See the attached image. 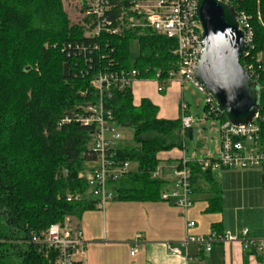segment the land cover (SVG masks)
<instances>
[{"label":"trees","instance_id":"trees-1","mask_svg":"<svg viewBox=\"0 0 264 264\" xmlns=\"http://www.w3.org/2000/svg\"><path fill=\"white\" fill-rule=\"evenodd\" d=\"M234 2L236 12L250 18L253 42L241 65L252 66V80L258 84V147L264 151V0ZM107 40L116 49L110 59L117 71L136 69L151 79L156 74L165 78L178 69L174 40L150 33L137 38L133 34L103 36L102 47ZM134 42L139 56L133 61L130 47ZM77 43H87L83 28L71 22L63 0H0V264H56L55 254L47 259L29 241L42 238L52 225L62 224L68 217L79 221L87 211L97 209L92 199L67 201L70 196L88 193V183L80 175L84 162L96 160L90 154L92 129L60 126L85 105L88 97L83 93H92L89 81L76 76L78 58L63 50ZM110 61L102 60L99 65L107 67ZM65 65H69L68 78L64 77ZM107 106L116 123L130 128L134 138L133 145L118 146V157L130 164V170L109 185L115 201H161L168 184L153 175L162 154L185 150L189 134L182 117L160 118V110L151 100L135 101L132 88L115 92ZM217 120L227 121L222 115ZM187 167L193 188L198 180L208 182L213 195L211 211H221V192L213 169L202 170L198 161L187 162ZM238 220L251 237H262V211H241Z\"/></svg>","mask_w":264,"mask_h":264},{"label":"built area","instance_id":"built-area-1","mask_svg":"<svg viewBox=\"0 0 264 264\" xmlns=\"http://www.w3.org/2000/svg\"><path fill=\"white\" fill-rule=\"evenodd\" d=\"M83 15L82 28L87 43L76 44L75 47L63 49L78 58L76 76L87 79L92 93H83L88 97L85 105L78 111L62 120L60 126L78 125L92 129V143L90 154L96 158L97 166L88 172L83 171L81 179L86 180L89 191L86 195L70 196L67 201H82L92 199L96 201L98 209H104L109 201L115 200V193L109 185L124 178L130 164L123 163L118 157V146L121 144L120 136L113 125L117 124L107 103L117 91H125L143 80H151L141 76L136 69L130 71H117L111 56L116 53L107 40L103 47L100 44L103 36L123 38L133 34L135 38L146 33L163 36L177 43L174 55L178 57L177 71L169 72L165 78L156 74L154 80L159 84V94H165L168 87L178 82L181 87L186 83L194 84L204 93L208 113L217 120L221 114L218 112L213 99L195 81L194 75L204 50L203 30L196 15L199 0H80ZM234 8V0H219ZM240 29L245 33L247 56L253 42V33L250 29L249 17L245 13H238ZM137 39H135L136 41ZM91 41H96L92 42ZM136 43V42H135ZM105 52L103 55L102 52ZM102 60H111L107 67L101 68ZM246 69V68H245ZM250 78L254 76L252 66L246 69ZM251 71L252 75L249 73ZM253 81V80H252ZM92 94V95H91ZM181 117L183 128L189 131L194 119L189 114V106L181 103ZM259 115L255 121L247 126H233L229 122L221 123V152L219 159L206 158L198 161L202 170L208 168H225L229 170H247L258 168L264 163V151L258 147L260 127ZM174 169L175 182L168 192L162 194L164 201L173 200L185 213L193 206L191 199L193 193L192 173L187 162ZM162 169H157L154 178H160ZM196 227L194 222H187L186 230ZM241 242L245 247H255L264 252V236L255 238L250 236L248 228H242L238 236L231 234H213L210 236L194 237L186 235L182 242L166 243L167 251L171 256H182L189 263L196 260L188 255L191 247H197L205 252H211L216 245ZM29 243L39 248V253L47 259L50 254L56 255V264H84L85 242L83 232L77 221L68 217L64 223L50 227L42 238H36ZM132 255L138 252L142 245L139 237L134 243Z\"/></svg>","mask_w":264,"mask_h":264},{"label":"crops","instance_id":"crops-1","mask_svg":"<svg viewBox=\"0 0 264 264\" xmlns=\"http://www.w3.org/2000/svg\"><path fill=\"white\" fill-rule=\"evenodd\" d=\"M262 59L264 60V55ZM139 82L149 83L150 80ZM169 88L170 90H168ZM169 88L165 94H167L166 99L170 101L174 96H177L178 88L183 89L178 82L173 83ZM138 97V101H136L134 96L136 102L143 98H150L147 95ZM151 101L156 105L154 100ZM181 103L179 116L176 119L181 116ZM167 111L169 112V107L166 106V109L162 113L160 112V118L175 120L166 116ZM184 153V150H174L161 155L162 162L174 164V167L171 168L173 178H170L168 173L167 175L164 173L166 177H160L168 184V191L171 190L175 182L174 169L181 161H186ZM195 161H197L196 158ZM213 176L218 184L222 199V209L218 212H213L210 208V200L213 198L210 184L205 180H198L191 196L193 206L187 213L179 208L173 200H161L158 202L123 201L118 205H123L126 210L122 209V206L114 205L109 212H104V214L97 211L84 214L82 219L77 221L85 242L83 263L264 264V252L258 251L259 253H257L253 249L254 247H245L241 242L216 245L211 252L191 247L188 250V255L196 260L194 263H189L185 258V253L175 257L167 251L166 243L182 242L187 234L194 237L213 234L238 236L242 229L238 214L246 210L263 212L262 236H264V163L258 168L247 170L216 168L213 169ZM119 209L125 214L118 213ZM187 222H194L196 227L187 231ZM128 224L132 226H128ZM139 237L142 239V245L133 256V243Z\"/></svg>","mask_w":264,"mask_h":264},{"label":"water","instance_id":"water-1","mask_svg":"<svg viewBox=\"0 0 264 264\" xmlns=\"http://www.w3.org/2000/svg\"><path fill=\"white\" fill-rule=\"evenodd\" d=\"M196 15L203 30L204 50L195 81L227 122L233 126L252 124L260 110L258 84L241 65L248 48L236 10L219 0H199ZM64 77H69V65L64 67ZM188 134L192 140V129Z\"/></svg>","mask_w":264,"mask_h":264},{"label":"rangeland","instance_id":"rangeland-1","mask_svg":"<svg viewBox=\"0 0 264 264\" xmlns=\"http://www.w3.org/2000/svg\"><path fill=\"white\" fill-rule=\"evenodd\" d=\"M63 2L65 11L71 22L74 25H79L81 27L83 22V15L80 12L82 8L81 1L63 0ZM130 49L131 57L134 61L139 56V47L137 43H132ZM150 82H139L133 86L136 101H138L139 95H147L150 97L148 99L155 101L161 113L164 109H166V106L169 107V112L167 111L168 114L166 116L173 119H176L179 116V105L181 102L184 101L189 105V114L193 117L194 122L191 127L193 131L192 140H187L184 150L186 161H195V158L197 161H202L209 157L212 159H219L222 144L220 132L221 123L220 121L207 116L205 112L207 101L204 93L201 92L194 84L186 83L182 90L180 88L177 89V96H174L170 101L166 99L167 94L163 95L158 93L157 89L159 84L154 80V78H151ZM168 90H170V88ZM172 112H174V114H172ZM113 127L119 134L121 143L125 145L134 144L133 131L130 128L120 127L118 124H114ZM208 155L209 157H207ZM96 166V162H84L83 171L88 172ZM172 167H174V164H170V162H161L158 168L162 170L164 169V171L160 172V177H166L165 174L167 175L168 173L169 177L173 178L171 170ZM168 194H171V190L168 191ZM120 202L121 201L115 200L109 201L104 209L102 208L87 211L85 214H91V212L96 211L100 214H104V212H109L110 208L114 205L122 206V209L126 210L123 205H118ZM118 213L125 214L121 209H119ZM125 222H127L126 219ZM128 226L132 225L128 224Z\"/></svg>","mask_w":264,"mask_h":264}]
</instances>
